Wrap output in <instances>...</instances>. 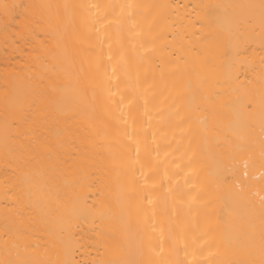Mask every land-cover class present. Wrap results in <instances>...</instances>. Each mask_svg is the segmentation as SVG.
I'll use <instances>...</instances> for the list:
<instances>
[{
	"label": "bare ground",
	"instance_id": "obj_1",
	"mask_svg": "<svg viewBox=\"0 0 264 264\" xmlns=\"http://www.w3.org/2000/svg\"><path fill=\"white\" fill-rule=\"evenodd\" d=\"M262 198L264 0H0V262L260 264Z\"/></svg>",
	"mask_w": 264,
	"mask_h": 264
},
{
	"label": "snow or ice",
	"instance_id": "obj_2",
	"mask_svg": "<svg viewBox=\"0 0 264 264\" xmlns=\"http://www.w3.org/2000/svg\"><path fill=\"white\" fill-rule=\"evenodd\" d=\"M17 7H20L19 5H12V6H9V5H5L4 8H5V15H9V8H12L13 10ZM211 14V13H210ZM247 167V165H245ZM245 176L247 177V173H245ZM262 200H264V198H262ZM261 239L262 241H264V233H262V236H261ZM0 264H7V262H0ZM53 264H55V262H53ZM238 264H249V262H238ZM260 264H264V259L261 260Z\"/></svg>",
	"mask_w": 264,
	"mask_h": 264
}]
</instances>
